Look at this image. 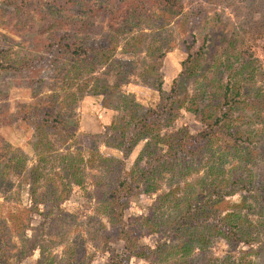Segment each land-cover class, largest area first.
Returning a JSON list of instances; mask_svg holds the SVG:
<instances>
[{
  "label": "rangeland",
  "instance_id": "374dc122",
  "mask_svg": "<svg viewBox=\"0 0 264 264\" xmlns=\"http://www.w3.org/2000/svg\"><path fill=\"white\" fill-rule=\"evenodd\" d=\"M0 264H264V0H0Z\"/></svg>",
  "mask_w": 264,
  "mask_h": 264
},
{
  "label": "trees",
  "instance_id": "16d2710c",
  "mask_svg": "<svg viewBox=\"0 0 264 264\" xmlns=\"http://www.w3.org/2000/svg\"><path fill=\"white\" fill-rule=\"evenodd\" d=\"M100 87H101L102 93H104V94L114 93V92H110V87L107 85V83L103 84ZM121 97L124 100V106L123 107L125 108V110L128 111L127 112V117H128L129 120L126 122V124L124 126H120V125L117 126L115 124L114 127H115V131L116 132H115V136H113V137L117 141H119V139H122L124 141L125 134H126L125 133L126 132V126L131 129V137L128 140H126V142H129V141L132 140L134 142V145H136L139 140L149 139L150 137H152V133H151L152 129L156 128L157 126L158 127L161 126L160 125L161 124V122H160L161 114L155 115V117H153L152 119H150L148 121L147 116L149 114L152 115V111L151 110L149 112H145L146 116L143 117L144 114L141 115V111H140L141 108H140L139 104H137L133 99L129 100L127 96L121 95ZM178 107H179V105H178ZM187 109L190 112H192V110L190 108H187ZM194 111L195 112L197 111L196 114H198V115L201 114L203 116L202 120L206 121L207 123H209L210 119L214 118L213 115L216 114L215 112L214 113L207 112L205 108L197 109V110H194ZM132 122H135V124L131 127L130 124ZM226 127H228V126H226ZM156 139H157V144L158 145H163L164 144V140L161 139V138L159 139V136H157ZM184 141H185V138L179 139L175 143V145L172 146V149H174V148H176L178 146H182ZM107 145H109L110 147H113V148L121 147L119 145H114V143H113V145H111V143L109 144V142L107 143ZM119 239H123V237H120ZM125 239H127V238H125Z\"/></svg>",
  "mask_w": 264,
  "mask_h": 264
}]
</instances>
